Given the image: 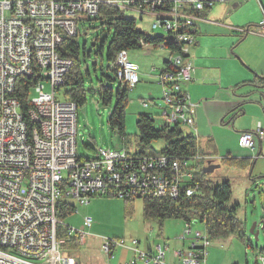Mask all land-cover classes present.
<instances>
[{
	"label": "built area",
	"instance_id": "1",
	"mask_svg": "<svg viewBox=\"0 0 264 264\" xmlns=\"http://www.w3.org/2000/svg\"><path fill=\"white\" fill-rule=\"evenodd\" d=\"M224 1L0 0V264H80L74 255L62 251L64 239L56 237L57 224L62 223L58 217L60 197L75 198L85 206L93 196L176 199L180 192L186 196L197 192L199 185L188 179L187 168L216 157L198 153L190 160H172L167 175L168 158L163 155H140L125 148H97L87 159L77 155V106L56 98L73 61L60 55L58 47L64 37L79 33L82 17H98L102 5L147 14L152 18V35L153 30L163 31L157 46L170 51L166 66L155 75L161 88L162 105L158 108L166 123L162 125L192 129L195 105L181 84L192 79L194 66L188 56L198 23L207 20L203 12ZM257 31L264 35V16ZM167 42L172 49L164 45ZM139 43L149 45L143 40ZM113 66L116 77L129 90L134 88L139 81L138 66L126 51L117 52ZM34 73L38 76L31 87L36 95L30 97L28 116L33 126L29 129L13 92L18 77ZM43 81L50 83L51 91H44ZM142 105L149 106L146 101ZM256 140L264 145V120L258 121L254 130L242 131L239 145L253 149ZM71 210L78 212L73 206ZM91 222L90 216L82 219L86 228ZM192 223L185 221L178 237L182 242L190 238L188 246L172 251L176 264L206 263L210 240L205 232H192ZM66 232L84 243V230L66 226ZM117 248L132 252L128 264H172L165 243L149 250L139 249L135 239L107 238L100 244L108 258ZM255 264H264V256Z\"/></svg>",
	"mask_w": 264,
	"mask_h": 264
},
{
	"label": "rangeland",
	"instance_id": "2",
	"mask_svg": "<svg viewBox=\"0 0 264 264\" xmlns=\"http://www.w3.org/2000/svg\"><path fill=\"white\" fill-rule=\"evenodd\" d=\"M240 2V5L237 0L216 2L211 7V11L209 10L208 21L212 19L224 25L223 27H207L206 30L214 33L215 37H222L223 41H226V38H231V41H226L229 46L228 52L235 55L244 70L251 72L254 71L253 67L264 65V35L257 31L258 24L264 16V0H243ZM123 15L133 18L137 29L152 34L150 30L152 18L147 14L142 16L132 11H125ZM104 21L105 18L82 17L80 31L75 36L79 46L78 59L84 76L85 89V100L76 109L75 149L77 155L85 159L92 158L97 148L120 150L126 147L128 152H134L138 114L153 112L162 105L161 88L153 76L158 73L159 69L152 74L149 73V70L152 65L160 68L163 65L162 59L168 56V51L154 48L152 45L128 50L126 53L129 60L139 65L140 80L134 88L128 91V102L125 106L127 144H124L122 138L109 127L107 120L115 103V89L118 80L107 81L105 78V76H113V74L107 69L106 54L111 35L107 32L106 25L101 24ZM153 33L163 35L161 30H153ZM145 69L148 71L145 72ZM86 70L88 75L85 74ZM98 79L103 80L102 84L114 90L108 104H103L100 101L101 85L97 82ZM43 85L44 91H51L49 82L43 81ZM69 89V85H60L56 91V98L61 101L66 100L65 92ZM35 95L32 88L30 97L33 98ZM151 98L154 99L150 100ZM142 101L148 102L149 107L144 108ZM153 118L156 126L166 124L161 115H153ZM187 129L183 128L185 133H187ZM215 135L219 157H223L227 152L239 153V155L249 152L239 146V137L230 129H224V127L216 129ZM203 139L205 138L201 137L200 142ZM152 146L159 150L164 146V142L157 141ZM216 161L215 158L209 163L202 162L204 164L200 167L192 166L189 168L190 172L197 177L204 176L215 185L223 181L229 182L232 192L226 206L238 205L236 215L244 222L245 231L244 238L230 235L225 239L210 240L206 250L205 264H255L260 255L264 256L262 250L264 249V155L252 160L244 168H238L232 164L228 167ZM208 164H219V166H216L211 172L204 173L203 168ZM57 203L59 205L68 203L78 211L65 217L63 225L64 227L86 230L84 243L79 244L73 252L62 251L81 259L84 264H123L125 261L124 264H128L132 260L133 254L126 249L117 248L109 258L105 253H102L100 244L107 238L127 241L135 239L141 241L138 243V248L139 245L148 242L149 244H163L164 242L170 246V249L180 248L181 242L186 248L191 241L190 238H187L182 242L178 238L185 227V222L181 218L164 219L160 230L156 221L144 219L142 198L134 199L131 214H127L125 211L124 199L118 197L93 196L89 198V203L85 206L79 205L76 199L71 197H60ZM84 216H90L92 219L88 228L82 224ZM259 221H263L260 224V226L263 224V228L259 229L258 238L254 239L253 234L249 233V229L254 222ZM191 231L204 233L203 224L201 222L192 223ZM166 257L168 258V253ZM137 264H142V262L137 261Z\"/></svg>",
	"mask_w": 264,
	"mask_h": 264
},
{
	"label": "trees",
	"instance_id": "3",
	"mask_svg": "<svg viewBox=\"0 0 264 264\" xmlns=\"http://www.w3.org/2000/svg\"><path fill=\"white\" fill-rule=\"evenodd\" d=\"M98 19H104L101 24L106 25L107 32L111 37L107 46V69L113 74V76H105L107 81L118 80V84L115 89V103L112 106L108 115V125L114 130L123 140L124 144H127V138L125 133V106L128 102V85L119 80L116 77V70L113 66L115 55L119 51H128L133 49H140L142 45L139 43L143 40L145 43L157 46L162 40L163 35L153 33H145L136 28L135 20L133 18H127L123 15L122 11L102 5L99 11ZM168 48L172 49L168 42L164 44ZM59 54L69 57L73 64L64 77V85H69L70 89L65 92L66 100L75 102L76 106L82 105L85 100L84 89V76L80 69L78 54L79 46L73 36L64 37L60 47H58ZM167 63V62H166ZM86 75L88 72L86 70ZM38 74H33L30 77H18L16 79V85L13 95L20 103V111L28 124V128L32 129L33 123L28 116V110L30 108V90L32 85L37 80ZM100 83V101L103 104H108L113 89L106 86L103 80L98 79ZM255 83L264 84V78L257 77ZM137 134L135 135V154L140 155H163L168 158L166 164L165 173L168 175L170 169V163L172 160H187L192 159L196 154H215V148L212 140L207 138L204 144L200 143V140L193 134L185 133L180 125H155L153 116L146 113H139L136 120ZM157 141H163L164 146L159 150H156L152 144ZM126 149V147H124ZM127 150V149H126ZM247 161V164H244ZM198 161L193 167H200L204 163ZM251 160L241 159L236 160L228 156L220 159L219 163L225 166L236 165L238 168H244ZM232 164V165H230ZM233 166V167H236ZM192 167V166H191ZM163 168H160V172ZM190 172V169L187 168ZM191 173V172H190ZM203 172L201 171V174ZM192 174V173H191ZM192 182H197L199 187L197 192L192 196H186L183 192L174 199L167 196L159 198H143L142 199V215L144 219L154 220L161 229L162 222L166 218H181L184 222L192 220L193 223L201 222L204 227L209 240L213 239H225L230 235H234L237 238H244L245 225L244 222L236 215L238 205L226 206L231 196V186L228 181H223L219 184H213L211 180L205 179L204 176H194L192 174ZM105 197H112L106 195ZM123 199V198H122ZM134 199H124L125 211L127 214L132 213V205ZM58 207V217L62 223L57 224L56 237L64 239L62 246L63 251L76 250L79 246L78 237L68 236L66 227L63 225V219L67 215L72 214L71 207L64 206ZM74 208V207H73ZM63 225V226H62Z\"/></svg>",
	"mask_w": 264,
	"mask_h": 264
},
{
	"label": "crops",
	"instance_id": "4",
	"mask_svg": "<svg viewBox=\"0 0 264 264\" xmlns=\"http://www.w3.org/2000/svg\"><path fill=\"white\" fill-rule=\"evenodd\" d=\"M237 1L240 5L241 2ZM210 9L203 12V16L207 20L200 22L196 27L194 43L188 56L194 66L192 79L181 84L182 89L188 94L189 100L195 105L194 126L192 129H187V132L193 134L199 140L201 137L205 138L200 142L201 144H204L207 138L212 140L216 153L210 155L216 156V162H219L225 156L236 160L249 159L254 161L264 155V145L258 140H256L253 149L245 148L249 151L247 154L240 153L239 155V153L227 152L223 157H219L215 132L216 129L224 127V129H230L236 136L240 137L242 131H252L258 121L264 120V84L255 83L257 77L264 78V65L253 67L254 71L251 72L242 68L235 55L228 52L229 46L226 41H231V38L225 37L226 41H223L222 37H215L214 33L206 30L207 27H223L224 25L212 19L208 21ZM153 47L160 48L158 46ZM161 49H166L168 56L162 59L163 65L160 68L152 65L149 70L150 74L153 73L152 68L160 70L167 64L170 51L167 48ZM137 66L139 74V65ZM147 71L148 69H145V72ZM155 75L153 74L154 78H156ZM141 113L151 116L160 115L158 108L153 112ZM244 164H247V161H244ZM138 243H141V241H138ZM156 244H149L148 242L139 245V249H153ZM180 244V248L177 249H185L184 244L181 242ZM168 247V261L176 264V260L172 257V251L175 249H170L169 245ZM130 253L132 252L130 251ZM75 258L80 264H84L81 259Z\"/></svg>",
	"mask_w": 264,
	"mask_h": 264
},
{
	"label": "water",
	"instance_id": "5",
	"mask_svg": "<svg viewBox=\"0 0 264 264\" xmlns=\"http://www.w3.org/2000/svg\"><path fill=\"white\" fill-rule=\"evenodd\" d=\"M216 166H219V164L217 165H213V164H208L207 166H205L203 168V172L204 173H208V172H211ZM261 223H263V221H259V222H254L252 224V226L250 227L249 229V233L253 234L254 236V239H257L258 238V233H259V229L263 228V224L260 226V228H257L258 225H260Z\"/></svg>",
	"mask_w": 264,
	"mask_h": 264
},
{
	"label": "bare ground",
	"instance_id": "6",
	"mask_svg": "<svg viewBox=\"0 0 264 264\" xmlns=\"http://www.w3.org/2000/svg\"><path fill=\"white\" fill-rule=\"evenodd\" d=\"M162 31V30H161ZM163 32V31H162ZM187 176H188V179H191L192 178V174L190 172L187 171Z\"/></svg>",
	"mask_w": 264,
	"mask_h": 264
}]
</instances>
